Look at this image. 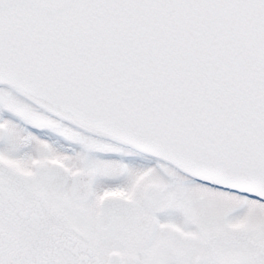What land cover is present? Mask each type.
I'll use <instances>...</instances> for the list:
<instances>
[{
    "label": "snow or ice",
    "instance_id": "6c2138e0",
    "mask_svg": "<svg viewBox=\"0 0 264 264\" xmlns=\"http://www.w3.org/2000/svg\"><path fill=\"white\" fill-rule=\"evenodd\" d=\"M0 264H264V0H0Z\"/></svg>",
    "mask_w": 264,
    "mask_h": 264
}]
</instances>
